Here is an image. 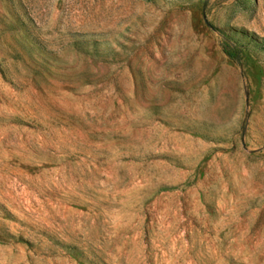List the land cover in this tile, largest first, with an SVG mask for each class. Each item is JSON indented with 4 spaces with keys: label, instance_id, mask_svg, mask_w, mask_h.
Instances as JSON below:
<instances>
[{
    "label": "rangeland",
    "instance_id": "rangeland-1",
    "mask_svg": "<svg viewBox=\"0 0 264 264\" xmlns=\"http://www.w3.org/2000/svg\"><path fill=\"white\" fill-rule=\"evenodd\" d=\"M188 12L241 114L175 80ZM0 264H264V0H0Z\"/></svg>",
    "mask_w": 264,
    "mask_h": 264
},
{
    "label": "crops",
    "instance_id": "crops-1",
    "mask_svg": "<svg viewBox=\"0 0 264 264\" xmlns=\"http://www.w3.org/2000/svg\"><path fill=\"white\" fill-rule=\"evenodd\" d=\"M181 40L182 71L175 79L186 88L190 101L229 107L241 114L248 103L242 69L231 61L218 38L219 29L208 22L199 23L195 14H186ZM245 105V106H244Z\"/></svg>",
    "mask_w": 264,
    "mask_h": 264
}]
</instances>
